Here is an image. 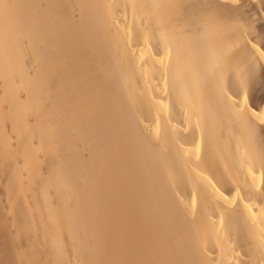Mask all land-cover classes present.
<instances>
[{
    "label": "bare ground",
    "instance_id": "bare-ground-1",
    "mask_svg": "<svg viewBox=\"0 0 264 264\" xmlns=\"http://www.w3.org/2000/svg\"><path fill=\"white\" fill-rule=\"evenodd\" d=\"M0 264H264V0H0Z\"/></svg>",
    "mask_w": 264,
    "mask_h": 264
}]
</instances>
